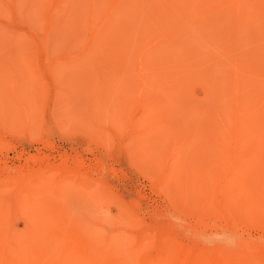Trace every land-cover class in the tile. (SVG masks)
Here are the masks:
<instances>
[{"label": "rangeland", "instance_id": "rangeland-1", "mask_svg": "<svg viewBox=\"0 0 264 264\" xmlns=\"http://www.w3.org/2000/svg\"><path fill=\"white\" fill-rule=\"evenodd\" d=\"M244 1L246 0H242L241 4ZM258 1L264 3V0ZM208 3L213 5L202 16L201 13L206 5H209ZM238 3L239 0H0V36L3 37L2 35H5L2 39L3 43L0 42L3 45L0 44V48L3 47L0 49V53L4 54H0V56L4 57L6 53L10 55L12 52L11 56H6L7 59L5 57L0 58V71H2L0 72V78L4 77L0 81L2 83H0V208L3 207L5 209L2 208L0 211L3 213L4 210L3 214L5 215L6 212V216H10L5 218L6 216L2 215L5 218V223L11 224L10 226L8 225L10 231L12 230L11 232L9 231V235H14L17 238L22 237L21 239L26 242L30 241L29 243L31 244L33 241L39 240L42 232L43 234H47V232H39L40 230L37 227L41 225V222L42 224H48L46 223L47 218L49 222V218L52 220V217L58 212L56 208L49 209V211L51 210L50 214L49 211L46 212L41 209L46 204L59 202L62 204H59L60 206L64 209L67 208L66 210L72 218L74 217L81 221L84 216L82 223L85 224L87 222L91 228L96 227V223L99 220L105 233L129 232L136 240L144 237L146 241L150 237L151 239L149 238L148 242L153 241L151 244L154 243V245H150L152 249L147 253V259L154 257L155 254L157 255L165 244L173 245L178 241L177 245L180 241L179 244L190 251L195 253L197 251L199 254L207 253V256L214 258L218 254L219 260L221 258L229 262L230 259V263L233 262V264H235V261L239 263L240 259L243 258L244 261L248 260L246 262L253 263L255 261L256 263L260 260V263L257 262L256 264H264V206L262 204L259 206L262 210L259 209L257 213L260 214L249 211L248 207L252 204L258 208L256 204L259 201H257L258 198L255 199L256 196L249 199L251 195H254L250 193L249 196L248 193L251 192L252 185L251 187L247 186L249 187L247 191V187H245L247 184L241 182L242 178H247L245 173L247 175L249 173L246 172V166L252 163V166H250L253 169L254 165H258L264 160L262 159V157L264 158V153L260 155L259 151L261 152V150L253 151L255 155L257 154L253 156V153L249 151L251 155L244 153L245 155L247 154L246 156L249 155V158L245 157L242 152L243 149L241 148L240 150L238 148L239 144L237 145L238 147H234L233 144L229 145L228 147H231L225 149L229 153H223L225 150H220L221 145L219 143L217 144L220 146V151H217L216 143L210 144L209 141L203 142L201 140L200 143L204 144H200V139L194 137L188 139L180 149L178 148V151H176L177 148L173 147V145L180 144L181 141L179 139L186 134L190 133V136L191 134L195 136L197 131L200 132L194 128V126L199 125L198 123L201 124V129L203 128L202 122L204 118H201V109L197 108L199 107L198 105L202 106L206 95L209 93L222 91L221 88L217 87V83L214 82L220 76H222L221 79L227 78L231 66L225 57H218L220 50H225L228 55H232V53L237 55L244 46L248 47L249 44L250 47L254 46L253 52H260L262 46H264V7L259 6L254 9L253 5L248 6L247 13L251 18L248 19L249 23L246 25L240 20V16L234 14ZM94 4L96 5L95 8L97 7L96 9L93 8ZM131 12L135 13L133 14L134 16H127ZM150 17L152 18L150 19ZM73 19L75 20L73 21ZM65 20L68 21L65 23ZM169 23L172 27L167 26ZM254 32H257L258 37L254 43H251ZM12 37L17 40L16 44H21L17 46L13 41V44H9V41L13 39ZM18 39L20 40L18 41ZM131 42L136 45L130 46L131 44L129 43ZM10 46H12V50ZM89 46H92L90 47L91 52L89 50L84 51V56H82V50H85L86 47L89 48ZM16 49L19 50L17 51ZM106 50L113 51L110 53ZM19 51L25 53H23L25 58L31 57L33 59L34 70L18 66L20 65L18 64L19 62L17 63L14 59L15 61H12L18 64L14 63L15 66L20 67L23 73V75L19 74L21 71H18L19 73L16 76L17 72L15 73V71L19 69H15L16 67L11 68L14 65L11 66L9 64L13 62L7 61L11 60L8 59L9 57L14 58L17 55L16 52L18 53ZM107 53H113L114 56L110 55V57H114V59H108ZM79 54L81 55L79 56ZM124 54L127 55L126 58L130 57V60L127 58L128 61L125 62ZM116 58L120 59L121 62ZM71 59L75 61H71ZM122 60L125 64L127 63L126 67ZM123 68L125 70L126 68L131 69V71L129 74L126 72V75ZM256 68H253L252 72H256L257 75L255 74L251 78L254 82L253 86L258 87L260 86L258 83L263 78L259 76L260 72ZM138 69L145 79L144 84L141 83L135 73V70ZM219 69L221 71L220 75L217 72ZM36 71L41 76L34 75ZM104 71H109L110 74L108 73V76H111H103ZM2 73L3 75H1ZM120 73L125 75L123 74L121 77ZM238 73L243 76V73L247 72L240 70ZM114 74L118 77L117 79ZM111 77L114 78L115 82H112L113 79ZM128 77L130 80L132 79V82H135L131 98H138L144 94L146 100L149 98L152 102L154 101L153 107H146V116L151 118V122L154 121V113H151L149 108L152 110L156 108L155 106H157L158 102L161 104H158L157 110L155 109L160 116L156 112L155 122L160 118L161 123L167 124L164 129L170 137L163 133L164 129H159L163 124L160 126V123H158V129L154 127L155 130L152 127L153 131L152 128H150L151 131L148 130L149 134L152 135L153 133L155 135H150L155 141L152 138H149L151 140L148 139L149 143H144L145 141L142 142L140 140L142 138L137 132L140 131V128L138 127L137 129L134 122L141 115L142 112L140 111H142L143 107L123 108L122 106V100H124L122 96L127 91L121 90L125 87L122 85L127 82L129 85H126V87L133 85L132 82H129ZM121 78L122 82L120 81ZM123 81L126 83L124 82V84ZM246 81L248 82L247 77ZM24 84L29 85L30 88L33 85L38 89L32 91L31 94L29 93L30 90L27 91L26 94L28 96L22 95L25 98L21 96L22 100L18 103L14 96L16 93L18 95L23 93V89L27 88ZM8 85H12V89H16L19 86L22 87L16 92ZM138 89L139 91L137 92ZM135 90L136 92L134 93ZM172 90L179 94H176L178 98H174L176 97L175 95L173 97L179 103L173 99L172 102L171 100L170 102L164 101L166 99L165 95ZM115 91H118V93ZM123 91L124 93L122 94ZM227 91L229 92L230 88ZM158 94L159 101H155ZM121 102L122 104H120ZM194 103L198 105L194 106ZM174 107H177V109ZM193 107L196 108L194 109ZM185 121L189 122L185 124L183 123ZM125 122L128 123L126 124ZM154 125L156 124L154 123ZM147 126L146 129H148ZM149 134L147 137H149ZM170 134H174V136L172 137ZM197 136L199 135L197 134ZM171 137L174 139V143L173 139H170ZM162 140L163 142H161ZM189 141H195L198 145L192 146L191 150V147L185 150L187 145H194L195 143L189 144ZM143 143L144 145H141ZM157 144L159 146H156ZM226 144L228 143H225L223 147H226ZM233 147L240 154L236 153ZM196 148H198V151H196ZM194 149H196V154ZM212 149L213 152L214 150L216 151V154L224 155V158L230 154V158H226L229 160H224L222 156L217 158L219 163H216L215 160L209 161L211 159L210 156L215 155L211 151ZM232 149H234L236 154L241 155L239 156L240 158L236 155V159L239 158L241 160V157L250 159L252 156V158L259 156L261 161L256 158L255 161L257 163H253V159H250L251 162H246L247 159L245 160L246 163L244 162L245 165L243 163L244 169H239L240 166L235 168L236 165L234 167L232 162H236L238 166L240 161L233 160L235 155L233 156L234 151ZM204 150L209 151V154L211 151V154H213L207 155V151L205 152ZM231 150L232 153L230 152ZM203 153L209 159L207 160L208 162H205L207 165L205 163L201 165L200 163L203 159L200 160L201 157L199 158L198 156ZM192 154L193 156L195 154V160H200L199 163L191 161L193 159ZM184 155L186 156L184 157ZM170 158L176 162L175 166H178L177 163H179L181 168L184 169L187 166L188 170H191H187L188 174L185 171L187 167L181 171H177V169L181 168L175 170V166L174 168L171 167L172 161ZM212 159H215V157ZM221 159L224 162H230L231 165L227 164L228 168L225 167L227 162L224 163ZM220 160L223 165L220 164ZM181 162H183L182 166ZM167 163H170V165ZM214 164L217 166L220 164L215 168V171L223 169L224 175L221 174L223 173L221 171V173H217L218 171L215 173L212 170V173H215L214 176L219 174L222 176L213 177L210 180H203L200 177L202 180L199 178L195 181V177L198 175L196 169L198 171L201 170L197 168V165H200L199 167H202V170L205 169L203 170L204 174L209 175L208 170L211 172ZM195 165L196 168L193 167ZM239 165L242 167V164ZM261 165L259 173L255 172L257 173L255 177L262 174L260 171H263L264 164L261 163ZM190 166L192 167L190 168ZM210 166H212L211 169ZM231 166H233V170L236 169L237 171H230L232 170L230 169ZM224 168H227V170L225 171ZM238 169L239 172L242 171L241 175L243 173L245 176H239ZM171 170H173V173ZM249 170L251 173L253 172L250 167ZM169 171L175 177L177 176V181L179 179V182L180 180L183 182V179H180L181 176L185 181L192 177V179L188 180L189 183L185 182V184H190V186L187 185L189 188L185 189L186 185H181L179 182V190L169 184V186H166L169 181H167ZM235 172L239 176L236 181L241 180L240 182L238 181L239 188H246V191L237 193V190L233 193L238 195L247 192V197H249L247 198L249 199L248 206L246 204L247 207L243 205V210L241 211L240 209L242 208L239 210L237 208L239 207V201L240 205L243 201L239 200L236 203L238 207L235 206L237 208H234L235 203L233 202L238 198H236L237 195L233 197L236 199L229 198L233 196V193L230 194V191H228L230 196L227 193L224 194L225 191L227 192L228 186L227 188L221 186V181L223 180L224 182L225 178H231L230 174H235ZM255 173L253 172V174ZM184 174H187V179ZM226 174L227 177H225ZM262 176L258 177L260 179L258 181H261L258 182L260 185L258 183L255 184L257 178L252 181L257 187L256 192L259 193L262 192L263 188L261 189V187H264V181L261 180L264 177ZM175 177L174 179H176ZM246 178L244 179L245 181H247ZM193 179H195L194 183H192ZM215 179H217L218 183L214 182ZM212 180L216 184H214L215 187L214 185L212 187ZM228 181L225 183L228 182L229 184L230 180ZM173 182V185H177V183ZM195 182L197 183L195 184ZM204 182L207 183L206 186L209 189L212 187L210 189L211 195L207 193L209 190L205 191ZM249 182L251 183L250 179H248ZM255 186L254 188L256 189ZM198 187L200 190H198ZM216 187H218V190ZM259 187L261 190H258ZM254 188L252 187V189ZM48 189L51 190L49 191ZM223 191L224 193H222ZM97 192L100 193L98 194ZM220 192L221 195L224 194L221 199L219 198ZM216 193L219 195L217 196ZM259 193L257 194L261 195ZM224 196H227V198ZM261 196L263 197L264 194L262 193ZM240 197L243 198L242 195ZM41 199H43V203ZM228 199H232L230 204L227 203ZM247 199L245 198V200ZM254 200L255 202L257 201L256 204L253 202ZM260 202H263L264 205V201ZM21 205H23L22 209H20ZM6 206L7 208L8 206L11 207L7 209ZM38 206L41 207L40 211H38ZM227 208H234L235 211L231 209L232 212H230L231 210ZM250 208L253 210V207ZM256 208L254 211H257ZM20 210L21 212H19ZM51 215L52 217H49ZM127 215L137 222V226L132 227L131 230L128 226L126 227L125 224L127 223H122ZM42 217H45V221ZM31 232L36 233L38 237L35 236L33 240L31 237H34V233L31 235ZM221 240L223 243L220 242ZM160 243L162 244L160 245ZM157 245L160 246L158 247ZM227 246L232 248L233 251ZM195 248H197L196 251H194ZM240 248L241 250H239ZM250 248L254 251H251ZM210 249L213 250L210 252ZM243 249L246 250L242 252ZM208 252L212 254L208 255ZM238 252L242 257L238 258L236 256ZM220 254L224 255L223 258ZM231 258L239 261L234 259L233 261Z\"/></svg>", "mask_w": 264, "mask_h": 264}, {"label": "bare ground", "instance_id": "bare-ground-1", "mask_svg": "<svg viewBox=\"0 0 264 264\" xmlns=\"http://www.w3.org/2000/svg\"><path fill=\"white\" fill-rule=\"evenodd\" d=\"M207 1H213V0H207ZM241 2H242V0H239V3H238V6L237 7H235V12H234V14L236 15V16H240V20L241 21H243L246 25L249 23V18H251V16L247 13V7L248 6H251V5H253L254 6V9H256V7H264V3L262 2H260V1H258V0H246V1H244V3H242L241 4ZM57 3V2H56ZM209 5H206V7H205V9L202 11V13H201V15L203 16V14H205V12L206 11H209V8L213 5L212 3H208ZM256 5H258V6H256ZM57 6V5H56ZM60 6H62V5H60ZM95 4L93 5V8L94 9H96L95 8ZM54 8H56V7H54ZM72 8V7H71ZM213 8H214V6H213ZM58 9H59V7H58ZM62 11H63V9H61ZM71 11V10H70ZM94 11V10H93ZM134 12H135V8H134ZM134 12H131L130 14H132V15H127V16H134L133 14H135ZM67 13H69V12H67ZM64 14V13H63ZM73 15V14H72ZM67 16V15H66ZM73 17V16H72ZM71 17V18H72ZM78 17V16H77ZM66 18H68V17H66ZM152 17H150V19H151ZM154 18V17H153ZM75 19H73V21H74ZM66 21H68V20H65V23H66ZM235 21H237V20H235ZM239 22V21H238ZM68 23V22H67ZM70 23V22H69ZM74 24V23H73ZM160 24H162V23H160ZM145 25H146V23H145ZM63 26H68V25H63ZM168 27H172L171 26V24L169 23L168 25H167ZM61 28V27H60ZM59 28V29H60ZM66 28V27H65ZM69 28H70V26H69ZM145 28H146V26H145ZM63 29V28H62ZM76 29V28H75ZM78 29V28H77ZM64 30V29H63ZM67 30V29H66ZM69 30V29H68ZM72 30V29H71ZM60 33V32H59ZM60 35H62V34H60ZM60 35H58V36H60ZM3 37L5 36V35H2ZM15 36V35H14ZM3 37H1L0 36V42L1 43H3L2 41V39H3ZM257 37H258V34H257V32H254L253 33V41L251 42V43H254L255 42V40L257 39ZM13 39H11V41H9V44H11L12 43V41L13 42H15L14 44L15 45H20V44H16V41L17 40H15V38L14 37H12ZM20 39H18V41H19ZM63 40V39H62ZM60 42H61V40H59ZM93 41V43H95V41L94 40H92ZM59 42V43H60ZM100 42V41H99ZM130 42V41H129ZM0 43V44H1ZM18 43V42H17ZM13 44V43H12ZM91 44V43H90ZM89 44V45H90ZM129 44H131L130 46H135L136 44L135 43H129ZM2 45V44H1ZM15 45H14V47H15ZM92 45V44H91ZM100 46H101V44H99ZM250 45V44H249ZM248 45V47H246V46H244V48L241 50V52H239V54H235V53H232V55H228V52H226L225 50H220V52H219V54H218V57L219 56H223V57H225L226 58V60L228 61V63L230 64V66H231V69H230V73H229V75L227 76V78H223V79H221L222 78V76H220V78H218V79H216L215 80V82L214 83H217V87H219V88H221L222 89V91L220 92V91H218V93H209L208 95H206V98H205V101L202 103V106H200V104L198 105L199 107H197V108H199V109H201L200 110V114H201V118H204L203 119V128L201 129V124L200 123H198L199 125L198 126H194V128H196V130H199L200 132H196V135L195 136H197V134L199 135V136H197V137H195V136H193L192 134H191V136H190V133L189 134H186L184 137H181L180 139H179V141H181V143L180 144H178V145H173V147H175V148H177L176 149V151H178V148L180 149L181 147H182V145L183 144H185V142H187L188 141V139H191V138H196V139H200L199 140V143H200V141L201 140H203V142H205V141H209L210 142V144L211 143H213V144H217V143H219L220 145H221V149H220V146L217 144V147H218V150L217 151H223V149L225 150V149H228V148H230V147H228L229 145H231V144H233L234 145V147L236 146V147H238V148H240V150H241V148L243 149V155L245 156V157H248V156H246L244 153H249L250 155H251V152L253 153V156L255 155L254 154V152L253 151H259V150H261V152L259 151V153H260V155H263V153H264V46H262V48H261V51L260 52H258V51H255V52H253L252 50L254 49V46H249ZM3 46V45H2ZM4 46H5V44H4ZM13 46V45H12ZM12 46H10L11 47V50H12ZM17 46H16V48H17ZM93 46H95L94 44H93ZM98 46V45H97ZM90 47H92V46H89V48L88 47H86L85 48V50L83 49L82 50V56H84V51H90ZM250 47V48H249ZM1 48H3V47H1ZM0 48V49H1ZM94 48V47H93ZM96 48V47H95ZM119 48V47H118ZM112 49V48H111ZM10 50V51H11ZM14 50V49H13ZM17 51L19 50V49H16ZM95 50V49H94ZM103 50V49H102ZM115 50V49H114ZM134 50V49H133ZM9 51V52H10ZM107 51V50H106ZM113 50H111V52H112ZM126 51V50H125ZM1 52V51H0ZM4 52H6V51H4ZM13 52H15V51H13ZM19 52H21L20 54H18ZM18 53L16 52V56L14 57V58H11V57H9L8 59H11L10 61L8 60L7 62H11L12 60H16V62L18 63V64H20V65H18L16 62H14V61H12L11 63L12 64H9V65H14V66H12L11 68H14V67H16L15 69H19V70H17V71H15V73H16V76L18 75V71H21V73H19V74H22L23 75V73H22V70H20V67L21 66H23V67H25V68H31V69H33L34 70V68H33V59L31 58V57H27V58H25V56H24V54L22 53V51H19ZM91 52V51H90ZM107 52H110V51H107ZM110 52V53H111ZM115 52H116V50H115ZM93 53V52H92ZM117 53V52H116ZM125 53V52H124ZM1 55H3L2 53H0ZM11 54H12V52H11ZM11 54L9 55V54H7L6 53V55L4 56L5 58H6V56L7 55H9V56H11ZM23 54V55H22ZM86 54H87V52H86ZM108 54V53H107ZM113 54V53H112ZM112 54H108V59H114V57L112 58V57H110V55L111 56H114V54L112 55ZM127 54V53H126ZM81 54H79V56H80ZM116 55V54H115ZM125 55V54H124ZM127 55H129V54H127ZM127 55H125V58H126V56ZM78 56V55H77ZM81 56V58H83ZM3 56H0V58H4ZM8 57V56H7ZM89 57V56H88ZM122 57V56H121ZM121 57H120V59H121ZM69 58V57H68ZM79 58V57H78ZM81 58H79V59H81ZM124 57H123V59H125ZM128 58V57H127ZM126 58V60H124L125 62L126 61H128V59L130 58H128L127 59ZM7 59V58H6ZM76 59V58H75ZM90 59V58H89ZM117 59V58H116ZM120 59H117L119 62H121L120 61ZM3 60V59H2ZM74 59H71V61H73ZM83 60H85V59H83ZM105 60V59H104ZM130 60V59H129ZM4 61H6V60H4ZM33 61V62H32ZM75 61V60H74ZM77 61V60H76ZM82 61V60H81ZM81 61H80V63H81ZM108 61H110V60H108ZM123 60H122V63L123 64H125V62H124ZM1 62V61H0ZM6 62V63H7ZM89 62H91V61H89ZM106 62V61H105ZM111 62V61H110ZM114 62V61H113ZM17 64L18 66H20V67H18V66H15V64ZM3 64V63H2ZM75 64H77L76 62H75ZM5 65H7V64H5ZM82 65V64H81ZM122 65V64H121ZM120 65V66H121ZM126 65H127V63L125 64V67H126ZM130 65V64H129ZM4 66V65H3ZM108 66V65H107ZM123 66V65H122ZM258 67V68H256V67ZM18 67V68H17ZM105 67V66H104ZM115 67H116V65H115ZM128 67V66H127ZM1 68V67H0ZM121 68V67H120ZM119 68V69H120ZM253 68H256L257 70H259L258 72H260V74H259V76L261 77V78H263L259 83H258V85H260V86H258V87H255V86H253L254 85V82H253V80H252V76L253 75H255L256 74V72L255 73H253L252 72V70H253ZM71 69V68H70ZM128 68H126V70H125V68H123V70H125V74H126V72H128V74H129V72L131 71V69L129 70H127ZM1 70V69H0ZM14 70V69H13ZM240 70H244V71H246L247 73H243V76H240L241 74L240 73H238ZM72 71H75V70H72ZM78 71V70H77ZM248 71H250L249 73H248ZM0 72H2V71H0ZM40 72V71H39ZM105 72V71H104ZM112 72V71H111ZM119 72V71H118ZM217 72H219V75L221 74L220 72V69H219V71H217ZM9 73V72H8ZM36 74H34V75H39V73L37 74V71L35 72ZM77 73V72H76ZM108 73H109V71L108 72H105L104 73V75L103 76H108ZM135 73H136V75H137V77L140 79V81H141V83L142 84H144L145 83V79L143 78V76L139 73V69L138 70H135ZM51 74V73H50ZM107 74V75H106ZM110 74V73H109ZM121 74V73H120ZM124 74V73H123ZM123 74H121V77H122V75ZM124 74V75H125ZM1 75H3V73L1 74ZM118 75V74H117ZM127 75V74H126ZM257 75V74H256ZM39 76H41V75H39ZM76 76V75H75ZM109 76H111V75H109ZM108 76V77H109ZM114 76H115V78L117 79L118 77L114 74ZM120 76V75H119ZM8 77H9V75H8ZM53 77V76H52ZM73 77V76H72ZM107 77V78H108ZM113 77V76H112ZM111 77V79H113L114 80V78H112ZM246 77H247V79H248V82L246 81ZM2 79H4V77L2 76L1 77ZM1 78H0V81H2L1 80ZM17 78V77H16ZM21 78V77H20ZM124 78V77H123ZM129 78V77H128ZM126 79V78H125ZM124 79V80H125ZM12 80V79H11ZM17 80V79H16ZM112 80V82H115V80L113 81ZM122 80V78L120 79V81ZM129 80H130V78H129ZM22 81V80H21ZM127 81V80H126ZM249 81H251L250 83H249ZM4 82V81H3ZM11 82V81H10ZM119 82V81H118ZM122 82V81H121ZM120 82V83H121ZM125 81H123V83H124ZM129 82H132V79L129 81ZM1 83V82H0ZM117 83V82H116ZM126 83V82H125ZM124 83V84H125ZM128 83V82H127ZM125 84V85H122V84H120V85H122V86H125L126 87V85H129V84ZM133 83V85H131V83H130V85L131 86H128V87H123V89H121V90H127L126 91V93H124V91L122 92V94H123V99L124 100H122V102H123V104H122V102L120 103V104H122V106H123V108L124 107H143V109H142V111H140V112H142L141 113V115L140 116H138V118H137V120L134 122V125L135 126H137V129H138V127L140 128V131H137L139 134H140V136H141V138L142 139H140L142 142L143 141H145L144 143H149L150 141L149 140H151V139H149V138H152V137H150V135L151 134H149V132H148V130H150V128H154V127H157L156 129H158V127H159V124L158 123H160V126H161V124H163V122L161 123L160 121V118L159 119H157L158 121L157 122H155V120H156V118H155V116L157 117V115H155L156 114V112L157 111H155V109L157 110V107H159L158 106V104H159V102H158V104H157V106H155L156 108L154 109H150L149 108V111H151V113H154V121L153 122H151L152 120H151V118H147L148 116H146V107H153V103H154V101L152 102L151 100H149V98H147V100H146V97L144 96V94L143 95H141L140 97H138V98H131V93H132V90H134V87H135V82L133 81L132 82ZM2 84V83H1ZM5 84V83H4ZM117 84H119V83H117ZM212 84V83H211ZM25 85V84H24ZM25 86H27V88H28V90H26L25 88L23 89V93H21V95H18V93H16L15 94V96H14V98H16V101L18 102V103H20V101L22 100L20 97L22 96V95H24L25 97L26 96H28L27 94H26V92L27 91H29V93L31 94V92L32 91H35L36 89H38L37 87H35V86H33L32 85V87L30 88L29 87V85H25ZM113 86H115V85H113ZM118 86V85H117ZM8 87H10L11 89H12V85H8ZM22 87V86H21ZM21 87L19 86V87H16V89H14V90H16V92L18 91V89H21ZM102 87V86H101ZM120 87V86H119ZM9 88V89H10ZM109 88V87H108ZM107 88V89H108ZM228 88H230V91L228 92L227 91V89ZM12 89V90H13ZM112 89H113V87H112ZM224 89H225V92H224ZM13 90V91H14ZM67 90V89H66ZM113 90H115V88L113 89ZM118 90V89H117ZM25 91V92H24ZM107 91V90H106ZM139 91V89L137 90V92ZM62 92V91H61ZM108 92V91H107ZM109 92H110V89H109ZM116 92V91H115ZM121 92V91H120ZM120 92H119V94H120ZM136 92V90L134 91V93ZM161 92V91H160ZM167 92H170V91H167ZM13 93V92H12ZM63 93V92H62ZM66 93V92H65ZM116 93H118V91L116 92ZM112 94V93H111ZM176 92H174L173 90L169 93V94H166L165 96V98L166 99H164V101L166 102V101H168V102H170V100H171V102H172V99L173 100H175L174 98H178V96L177 95H179V94H177ZM224 94H226V95H224ZM108 95V94H107ZM118 95V94H117ZM174 95L176 96V97H174ZM13 96V95H12ZM24 96H22V97H24ZM108 96H110V95H108ZM24 97V98H25ZM118 97V96H117ZM174 97V98H173ZM180 97V96H179ZM59 98V97H58ZM157 99L155 100V101H159V94H158V96L156 97ZM122 99V98H121ZM103 100V99H102ZM178 100V99H177ZM110 101V100H109ZM160 102H161V100H160ZM175 102H178V101H176L175 100ZM107 103V102H106ZM173 103H174V101H173ZM179 103V102H178ZM114 104V103H113ZM118 104V103H117ZM175 104V103H174ZM173 104V105H174ZM177 104V103H176ZM195 104V103H194ZM203 104H204V109H203ZM206 104V105H205ZM159 105H161V104H159ZM165 105V104H164ZM196 104L194 105V106H197ZM177 106H178V104H177ZM119 107V106H118ZM117 107V108H118ZM165 107V106H164ZM206 107V108H205ZM172 108V107H171ZM175 108V107H174ZM194 109L196 108V107H193ZM173 109V108H172ZM171 109V110H172ZM175 109H177V107L175 108ZM174 109V110H175ZM154 110V111H153ZM131 111V110H130ZM177 111V110H176ZM127 112V111H126ZM163 112V111H162ZM195 112V111H194ZM198 112V111H197ZM158 113V112H157ZM167 113V112H166ZM130 115V114H129ZM148 115V114H147ZM173 115V114H172ZM158 116H159V113H158ZM165 116H167L166 114H165ZM111 117V116H110ZM160 117V116H159ZM162 117V116H161ZM170 117H171V115H170ZM173 118V117H172ZM148 119V121L146 122V120ZM149 119H150V121H149ZM166 119H167V117H166ZM129 121V120H128ZM118 122V121H117ZM149 122V124H151V125H149V124H147ZM151 122V123H150ZM169 122V121H168ZM167 122V123H168ZM181 122V121H180ZM186 122H189V121H185V122H183V123H185L186 124ZM206 122V123H205ZM123 123V122H122ZM126 124L128 123V122H125ZM153 123V124H152ZM154 123L156 124V125H154ZM113 124V123H112ZM158 124V125H157ZM184 124V125H185ZM190 124H191V122H190ZM197 124V123H196ZM205 124V125H204ZM147 126V128L148 129H146V126ZM153 125V126H152ZM164 125V124H163ZM162 125V126H163ZM165 125H167V124H165ZM165 125L163 126V128H162V126H161V128L159 127V129H164V127H165ZM170 125V124H169ZM173 125H175V124H173ZM180 125H181V123H180ZM192 125H193V123H192ZM152 128V131L155 129H153ZM166 128V127H165ZM183 128V127H182ZM155 129V130H156ZM172 129V128H171ZM170 129V131L172 132V130ZM189 129V128H188ZM151 131V130H150ZM165 131V129L163 130V133L164 134H166L167 135V133H166V131ZM169 131V133H171ZM136 132V133H137ZM168 132V131H167ZM137 133V134H138ZM173 133V132H172ZM148 134H149V137H147L148 136ZM164 134H163V136H164ZM174 134H175V131H174ZM174 134H170L172 137L174 136ZM154 134L152 133V135L151 136H153ZM155 136V135H154ZM167 136H169V134L167 135ZM147 137V138H146ZM165 137V136H164ZM170 137V136H169ZM169 137H167V138H169ZM170 138V139H173V138ZM166 138V137H165ZM148 140V142H147V140ZM152 140H154L153 138H152ZM157 140V139H156ZM164 140V139H163ZM163 140L161 141V142H163ZM131 141V140H130ZM140 141V142H141ZM155 141V140H154ZM160 142V143H161ZM184 142V143H183ZM190 142V141H189ZM194 143L195 141H191L189 144H191V143ZM144 143L143 144H141V145H144ZM173 143H174V139H173ZM179 143V142H178ZM197 143H198V140H197ZM196 142L194 143V145L192 144V145H187V147H185V150L188 148V147H191L190 148V150L193 148L192 146H195V145H198ZM225 143H228V144H226L227 146L226 147H223L224 146V144ZM230 143V144H229ZM136 144V143H135ZM161 144H163V143H161ZM200 144H204V143H200ZM239 144V145H238ZM137 145V144H136ZM152 145V144H151ZM238 145V146H237ZM145 146H146V144H145ZM156 146H159L158 144L156 145ZM172 147V146H171ZM233 147V148H234ZM175 148H174V150H175ZM132 149V148H131ZM141 149V148H140ZM197 149V150H196ZM196 149H194V152H195V150L196 151H198V148H196ZM199 149L201 150V147L199 146ZM203 149V148H202ZM220 149V150H219ZM235 149V148H234ZM234 149H232L233 151H234ZM172 150V149H171ZM190 150H187V151H190ZM230 150V149H229ZM232 150L230 151L231 153H232ZM247 152H246V151ZM146 151V150H145ZM148 151H150V150H148ZM154 151V150H153ZM175 151V152H176ZM205 151V150H204ZM207 151V150H206ZM205 151V152H206ZM212 152H213V149L211 150ZM211 151H210V154H211ZM235 151H236V153H238L239 151L238 150H236L235 149ZM235 151H234V153H233V156L235 155V157H234V159L233 160H235V161H240V162H238V166H237V163L236 162H232V165H234V167H235V165H236V167L235 168H238L239 166H240V168L239 169H244L243 168V166L245 165V163L246 162H249L250 161V159H253L254 161H252L253 163H255L256 161H255V159L257 158H259V156L258 157H255V158H252V157H250V159H244V158H242L241 157V160L243 161H241L239 158V156H241V155H238V154H240V153H238V154H236L235 153ZM238 151V152H237ZM249 151H251V152H249ZM172 152V151H171ZM170 152V153H171ZM226 152H228V150H225V151H223V153H226ZM138 153H139V151H138ZM144 153H147V152H144ZM189 153V152H188ZM200 153V152H199ZM208 153V154H207ZM207 155H210L209 154V151H207ZM215 154V155H212V154ZM211 155H212V157L210 156V160L208 159V158H206V156H205V153H203V154H201V156H198L199 158H200V160H202L201 162H200V160L198 161V159L197 160H195L194 159V156H195V154H196V152H195V154H194V156H193V154H192V160L191 161H196V162H200L201 163V165H203V163H205V162H208L207 160H209V161H211L212 162V160H215V162L216 163H219V160L217 159V158H221L222 156H223V158L225 157L224 155H222V154H216V151L214 150V152H213ZM229 153V152H228ZM262 153V154H261ZM153 154V153H152ZM173 154H174V152H173ZM183 154V153H182ZM175 155H177V154H175ZM189 155H191L190 153H189ZM205 156V158H203L204 156ZM230 155V154H229ZM229 155H228V157H226V158H230L229 157ZM236 155L239 157H237L238 159H236ZM257 155V154H256ZM255 155V156H256ZM173 156V155H172ZM186 155H184V157H185ZM203 156V157H202ZM217 156V157H216ZM220 156V157H219ZM179 157V156H178ZM180 157H182V156H180ZM196 157V156H195ZM207 157H209V156H207ZM215 157V159H212V158H214ZM172 158V157H171ZM171 158H170V160H171ZM176 158V157H175ZM189 158V161H190V156L188 157ZM226 158H224V160H229V159H226ZM233 158V157H232ZM138 159V158H137ZM146 159V158H145ZM176 159H178V158H176ZM175 159V160H176ZM185 158H183V160H184ZM244 159V160H243ZM262 159H264L263 157H262ZM172 160H173V158H172ZM171 160V161H172ZM204 160H206V161H204ZM221 160H223V159H221ZM221 160H220V164H222L223 162H224V160H223V162H221ZM245 160H247L246 162H245ZM261 161V159L259 158L258 159V161ZM173 162L174 161H172V164H173ZM178 162V161H177ZM185 162H187L186 161V159H185ZM227 162V163H226ZM245 162V163H244ZM251 162V161H250ZM175 163L176 162H174V164L172 165L171 164V167H173L174 168V166H175ZM183 162H181L180 164H181V166L183 165L182 164ZM188 163V162H187ZM224 163H226V166L225 167H227V164H230L231 165V163L229 162L228 163V161H225ZM233 163H235V164H233ZM243 163H244V165H243ZM257 163V162H256ZM261 163H263L264 164V160L263 161H261ZM261 163H258V165H259V167H258V165H254L255 166V168H254V166H253V169H252V163L250 164L249 163V166L247 167L246 166V168L245 169H247V170H249V167H250V169H251V171H253L254 173L257 171H259L260 169L259 168H261L262 167V165H261ZM167 164H169L170 165V163H167ZM178 164V166H175L176 168H175V170L177 169V168H181L180 167V165H179V163H177ZM219 164V165H220ZM239 164H242V167H241V165H239ZM168 165V166H169ZM205 165H207L206 163H205ZM218 165V166H219ZM223 165V164H222ZM225 165V164H224ZM251 165V166H250ZM200 165H197V168H199V170L200 171H198L197 169H196V172L198 173V175L197 176H199V177H195L194 175H193V177H195V179H193L191 182L192 183H194V180L195 181H197V179H199L200 177L201 178H203V180L204 179H207V180H210V179H213V177H218V176H222V175H224V173L225 172H223L222 170H216L215 171V168L216 167H218L216 164H214V166H213V168H212V166H210V169H211V172H210V170H208L209 172V175L208 174H204L203 172V170H205V169H203L202 170V167H199ZM261 166V167H260ZM184 167V166H183ZM185 167H187V166H185ZM184 167V169H186ZM192 166H190V168H191ZM193 167H195L196 168V165L195 166H193ZM232 167L233 166H231V168L230 169H232ZM258 167V168H257ZM263 167H264V165H263ZM228 168V167H227ZM227 168L225 169V171L227 170ZM257 168V169H256ZM183 168H181V169H177V171H181ZM183 169V170H184ZM230 169H228V170H230ZM239 169H238V172H239ZM187 170H188V167H187V169L185 170L186 171V173H187ZM189 170H191V169H189ZM188 170V171H189ZM212 170H214L215 171V173L217 172V173H219L220 171L221 172H223V173H221V174H219L218 176H214L215 175V173L213 174L212 173ZM246 170V172H249L248 173V175H247V173H245L246 174V176H247V178L246 177H244V178H242L243 180L246 178L247 179V181H241V180H238L239 182L241 181V182H245L247 185H245V187H247V186H249V187H251V185H252V187L254 188V186H255V184L256 183H258V182H261V181H258V177H260V176H262V174H264L263 172H264V168L262 169L263 171H260L262 174L260 175V174H258V175H260V176H258V177H255V175H257V173H255V174H253V172L251 173L250 172V170L249 171H247ZM184 171V172H185ZM193 171V170H192ZM230 171H237L236 169H232V170H230ZM171 172L173 173V170H171ZM170 171L168 172L169 173V175H168V178H167V181L169 182H167V185L166 186H169V185H171V186H173L174 188L176 187L178 190H179V187L180 186H178V182H179V179H178V181H177V176L175 177L174 176V174H172ZM227 172H229V171H227ZM242 172V171H241ZM241 172H239V176L241 175ZM171 173V174H170ZM181 172H179V174H180ZM190 173H192V172H190ZM189 173V174H190ZM194 173V172H193ZM192 173V174H193ZM196 173V174H197ZM211 173V174H210ZM230 173V172H229ZM229 173H227V174H229ZM259 173V172H258ZM42 174V173H41ZM40 174V175H41ZM188 174V173H187ZM187 174H184V176H185V178H186V175ZM191 174V175H192ZM227 174L225 175V177H227ZM237 173L235 172V174H233V173H231L230 175L232 176L231 178L233 179V178H235V179H233V181H232V179L230 178V177H228V178H225V180H224V182H223V180L221 181V186H223L224 188H227V186H228V190H227V192L225 191V193H224V191L222 192V193H224V194H228L229 192L228 191H230V194L231 193H233V192H236L237 190V193H239V192H243L244 190L246 191V188H239V183H238V181H236L237 180V177H239V176H237L236 175ZM245 174H243L242 173V175H244L245 176ZM253 174V175H252ZM43 175V174H42ZM181 175H182V173H181ZM191 175H188V176H191ZM213 175V176H212ZM217 175V174H216ZM241 175V176H242ZM39 176V175H38ZM172 176V178H170L169 179V177H171ZM234 176V177H233ZM252 176V177H251ZM41 177V176H40ZM39 177V178H40ZM45 177V176H44ZM44 177H42V178H44ZM174 177L176 178V179H174ZM179 177H180V175H179ZM249 177H251V178H249ZM255 177V178H254ZM262 177H264V175L262 176ZM41 178V179H42ZM200 178V179H201ZM224 178V177H223ZM253 178V179H252ZM256 178H257V181L255 182V184L252 182V181H254V180H256ZM176 180V181H174V180ZM180 179H183V182H181V180H180V182H179V184L181 183V185H183V184H185V182H187V183H189L188 182V180H190V179H192V177L189 179H187V181H185L184 180V178H182V176L180 177ZM239 179V178H238ZM241 179V178H240ZM248 179H250V181H251V183L249 182L248 183ZM202 180V179H201ZM207 180H205V181H207ZM228 180H230V183L228 184ZM260 180V179H259ZM261 180H263L264 181V178L262 179L261 178ZM46 181V180H45ZM165 181V183H166V179L164 180ZM174 181V182H173ZM217 182V179H215L214 180V182ZM219 181V180H218ZM226 181H228L227 183H225ZM232 181V182H231ZM262 181V182H263ZM172 182L173 183H177V185H173L172 184ZM35 183V182H34ZM197 182H195V184H196ZM212 183H213V180H212ZM218 183V182H217ZM225 184V186H224V184ZM254 184V186H253V184ZM54 184V183H53ZM169 184V185H168ZM215 183H213L212 184V187H213V185H214ZM226 184H228V185H226ZM250 184V185H249ZM259 184V183H258ZM257 184V185H258ZM36 185V184H35ZM186 185V187H185V189L188 187V186H190V184L188 185V184H185ZM188 185V186H187ZM203 185H204V187H205V191L207 192L208 190V192L207 193H211L210 191V189L212 188V187H210V189H209V187L208 186H206L207 185V183H203ZM216 185V184H215ZM215 185H214V187H215ZM218 186H220L219 184H217ZM260 185V184H259ZM51 186V185H50ZM242 186V185H241ZM264 186V185H263ZM52 187V186H51ZM203 187V188H204ZM244 187V186H243ZM249 187H247V191L249 190ZM252 187H251V192H248L249 193V196H250V193L251 194H254V195H251L250 197L251 198H249V197H247V192L245 193V194H235V193H233V196H230V194H228L227 196L229 197V198H233L234 196H236V198H233V199H236L233 203H235V205H234V208H237L238 206H237V204L236 203H238V201L239 200H241V201H243V203L241 202V205H242V207H240L241 205L239 204L240 203V201H239V203H238V205H239V207L237 208V210H239L240 208H242V209H240V211L241 210H243V205H247V204H249L248 202H249V199H252V197L253 198H255V196H256V198L255 199H257V201H259V202H257V204H256V202H255V200L253 201L257 206H258V208H256V206L254 205V204H252V205H254V206H250V207H253V210H252V208H250V207H248L249 208V211L251 210V211H253V212H259L258 210L259 209H261V207L259 208V206H261V204H262V206H264L263 205V202L261 203L260 201H264V196L262 197L261 195H262V193L264 194V192H263V189H264V187H261V189H262V192L261 193H259V192H256L257 191V187H256V189H255V191H254V189H252ZM189 188V187H188ZM203 188H201V189H203ZM217 188V190H218V187H216ZM220 189H221V187H219ZM28 189V188H27ZM36 189V188H35ZM61 189V188H60ZM176 189V190H177ZM185 189H183L184 191H185ZM241 189H243V190H241ZM260 189V187L258 188V190H261ZM49 191L51 190V189H48ZM63 190V189H62ZM198 190H200V188L198 187ZM216 190V191H217ZM222 190V189H221ZM225 190V189H224ZM25 191V190H24ZM23 191V192H24ZM45 191V190H44ZM59 191V190H58ZM64 191V190H63ZM203 191H204V189H203ZM212 191H214V190H212ZM220 191V190H219ZM244 191V192H245ZM21 192V191H20ZM47 192V191H46ZM65 192V191H64ZM200 192V191H199ZM1 193V192H0ZM58 193V192H57ZM98 194L100 193V192H97ZM214 193H215V191H214ZM256 193V194H255ZM257 193H259V194H261V195H258ZM18 194V193H17ZM224 194H222L221 195V192H220V199H221V196H223ZM235 194V195H234ZM19 195V194H18ZM25 195V194H24ZM55 195H57V194H55ZM60 195H62V194H60ZM211 195V194H210ZM215 195V194H214ZM216 195H217V193H216ZM219 195V194H218ZM217 195V196H218ZM242 195L243 196V198H241L240 196ZM246 195V196H245ZM257 195H258V197H257ZM58 196H59V193H58ZM63 196V195H62ZM97 196V195H96ZM177 196V195H176ZM227 196H224L225 198H227ZM259 196H261V197H259ZM0 197H1V195H0ZM24 197V196H23ZM47 197V196H46ZM53 197H54V195H53ZM60 197V196H59ZM247 199V198H249V199H247V200H245V198ZM40 198V197H39ZM240 198V199H239ZM263 199V200H261V199ZM4 199H6V198H4ZM22 199V198H21ZM24 199V198H23ZM38 199V198H37ZM57 199V198H56ZM68 199V198H67ZM208 199V198H207ZM243 199V200H242ZM58 200H59V198H58ZM232 200V199H231ZM231 200H227V203H229L230 204V201ZM6 201V200H5ZM49 201V200H48ZM56 201V200H55ZM70 201V200H69ZM216 201V200H215ZM226 201V200H225ZM229 201V202H228ZM244 201H247V202H245L244 203ZM252 201V200H251ZM6 202H8V201H6ZM40 202V201H39ZM39 202H37V204H39ZM41 202L43 203V199H41ZM46 202V201H45ZM57 202V201H56ZM71 202V201H70ZM253 202H251V203H253ZM21 203V202H20ZM25 203V202H24ZM24 203H22V204H24ZM224 203V202H223ZM232 203V202H231ZM26 204V203H25ZM24 204V205H25ZM62 205L61 203H49V204H46L42 209H41V207H39L38 206V211H40V209L42 210V211H46V212H48L49 211V209H52V208H56V209H58L57 211V213L54 215V217H52V215L51 216H49V217H52V220H50V218H49V222H48V218H47V222L46 223H48V224H42V222H41V225H39L38 227H37V229L38 230H40L39 232H41V231H46L47 232V234H43V232H42V234H41V238L39 239V240H36V241H33L32 242V244L31 243H29L30 241H28V242H26L25 240H23V239H21L22 237H16V236H11V235H9L10 233H9V231H10V228H9V226L11 225H9V224H6L5 223V218H8V216H6V212H5V215L3 214L4 213V208L3 207H1L0 208V210H2V208L4 209L3 210V213L0 211V264H233V262H231L230 263V259H229V262H227V261H224V259L222 260L221 258H220V260L218 259L219 257H217L218 256V254H216V252H215V254L217 255L215 258L214 257H211V256H207V253L206 254H204V253H202V254H199V252L197 253V251H196V249L197 248H195L194 249V251H196V253L195 252H193V251H190L189 249H186V248H184L183 246H181V244H179L180 243V241H179V243L176 245V243L178 242L176 239V241L177 242H175L173 245H166L165 243V246H163L162 248H161V250H160V252L158 251V250H154V251H158L159 253L156 255L155 254V256L154 257H151V258H146V256L148 255L147 253H149V250H151L152 248V246L150 247V245H154V243L153 244H151L152 242H148V239L150 238V237H148V239H147V241H146V239L144 238V237H142L141 239L139 238V239H135V237H133L131 234H129V232L128 233H124V232H120V233H115V234H109V233H105L104 231H103V228H102V223L98 220L97 221V223H96V227H94V228H91L88 224H87V222H85V224H83L82 223V221L84 220V219H82L81 217H78V218H81V221L79 220V219H77V218H72L71 217V215H70V213L69 212H67V208L66 209H64L62 206H60V205ZM65 204V203H64ZM259 204V205H258ZM10 205V204H9ZM66 205V204H65ZM64 205V206H65ZM245 205V206H246ZM22 206L23 205H21V208L20 209H22ZM223 206H225V205H223ZM235 206H237V207H235ZM248 206V205H247ZM246 206V207H247ZM11 207V206H10ZM9 206H8V208H10ZM246 207H245V209H246ZM6 208H7V206H6ZM7 208V209H8ZM23 208H26V207H23ZM234 208H231L232 210L234 209ZM248 208H247V210H248ZM257 209V211H254V209ZM120 209H122V208H120ZM228 209V208H227ZM230 208L228 209V210H231ZM263 209H264V207H263ZM232 210L230 211V212H232ZM236 210V211H237ZM262 210V209H261ZM260 210V211H261ZM15 211V210H14ZM51 211V210H50ZM50 211H49V214H50ZM72 211V210H71ZM78 211V210H77ZM233 211H235V209L233 210ZM250 211V212H251ZM19 212H21V210L19 211ZM124 212H125V210H124ZM245 212V211H244ZM75 213H76V211H75ZM126 213V212H125ZM261 213H262V211H261ZM21 214V213H20ZM40 214V213H39ZM38 214V215H39ZM48 214V213H47ZM71 214H72V212H71ZM257 214H260V213H257ZM2 215H4V216H6L5 218H3V216ZM130 215H132V214H130ZM82 216V215H81ZM133 216V215H132ZM10 217V216H9ZM134 217V216H133ZM87 218V217H86ZM96 218V217H95ZM42 219L44 220L45 219V217H42ZM97 219V218H96ZM12 220V219H11ZM29 220V219H28ZM45 221V220H44ZM86 221V220H85ZM124 221V222H123ZM122 221V223H127V224H125L126 225V227L128 226V228H130V230H131V228L132 227H134V226H137L136 225V223L137 222H135L134 221V219L131 217V216H129V215H127V216H125V218H124V220ZM8 223V222H7ZM10 223V222H9ZM87 224V225H86ZM9 225V226H8ZM123 225V224H122ZM125 227V226H124ZM123 227V228H124ZM9 228V229H8ZM127 228V229H128ZM12 229V228H11ZM30 229H31V227H30ZM171 229V228H170ZM169 229V230H170ZM12 231V230H11ZM10 231V232H11ZM165 231V230H164ZM38 232V233H39ZM140 232H142V231H140ZM148 232V231H147ZM150 232V231H149ZM167 232H168V230H167ZM32 233H34V232H31V235H32ZM13 234V233H12ZM147 234V233H146ZM152 234H153V232H152ZM40 235V234H39ZM134 235V234H133ZM160 235V234H159ZM34 237H31L32 239L33 238H35V236L36 237H38L37 235H36V233H34V235H33ZM150 236V235H149ZM158 236V235H157ZM152 237V236H151ZM165 237V236H164ZM173 237V236H172ZM27 238H28V234H27ZM30 238V237H29ZM158 238V237H157ZM170 238V237H169ZM151 239V238H150ZM153 239V238H152ZM154 239H155V237H154ZM214 239V238H213ZM219 239H221V238H219ZM224 239V238H223ZM27 240V239H26ZM34 240V239H33ZM168 240V239H167ZM170 240H172V239H170ZM164 241V240H163ZM173 241V240H172ZM217 241H218V239H217ZM147 242V243H146ZM161 242V241H160ZM165 242V241H164ZM221 243H223L222 242V240L220 241ZM227 243V242H226ZM225 243V244H226ZM162 243H160V245H161ZM159 245V246H160ZM184 245V244H183ZM158 246V245H157ZM158 246V247H159ZM194 246V245H193ZM192 246V247H193ZM150 247V248H149ZM227 247H229V246H227ZM157 248V247H156ZM230 248V247H229ZM230 249H232V248H230ZM247 249H249V248H247ZM198 250H200V249H198ZM202 250V249H201ZM213 249H210V252L212 251ZM239 250H241V248L239 249ZM246 249H243V251L242 252H244ZM250 250H251V248H250ZM203 251V250H202ZM205 251V250H204ZM221 251V250H220ZM219 251V252H220ZM232 251H233V249H232ZM251 251H254V250H251ZM156 252H153V253H156ZM162 252V253H161ZM228 252V251H227ZM209 253V252H208ZM224 253V252H223ZM222 253V254H223ZM247 253H249V252H247ZM256 253V252H255ZM210 254H212V253H209L208 255H210ZM239 254V255H238ZM246 254V253H245ZM225 255H226V253H225ZM220 256L223 258V256L224 255H221L220 254ZM227 256H229L228 254H227ZM236 256L238 257V258H240V257H242V255H240V253L238 252L237 254H236ZM227 259V258H226ZM232 259V258H231ZM234 259V258H233ZM232 259V260H233ZM244 259V258H243ZM243 259H240L241 261L239 262V263H236V261H235V264H256L257 262H259L260 263V260L259 261H257L256 263H255V261L252 263V262H246V261H248L247 259L244 261ZM251 260H252V258H250ZM234 260H237V261H239L238 259H234ZM233 260V261H234ZM250 260V261H251ZM257 260V259H256ZM263 263V262H262Z\"/></svg>", "mask_w": 264, "mask_h": 264}]
</instances>
